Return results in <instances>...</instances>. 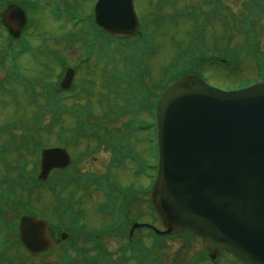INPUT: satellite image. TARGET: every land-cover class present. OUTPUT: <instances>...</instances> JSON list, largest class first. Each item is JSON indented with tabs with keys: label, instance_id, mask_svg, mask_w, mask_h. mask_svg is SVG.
Wrapping results in <instances>:
<instances>
[{
	"label": "rangeland",
	"instance_id": "374dc122",
	"mask_svg": "<svg viewBox=\"0 0 264 264\" xmlns=\"http://www.w3.org/2000/svg\"><path fill=\"white\" fill-rule=\"evenodd\" d=\"M83 1L89 3L87 0H83ZM232 1L233 0H226L227 3H231ZM237 2H240V1L238 0L235 2L236 6L239 5ZM137 6H138V10L141 15H148V13L150 12H156V7L153 6L151 2H148V0H137ZM87 9H88V4L84 8V10H87ZM46 12L48 13L47 9L44 10L42 14H46ZM47 16L49 17L50 15L48 14ZM48 20L50 21L53 27L52 28L42 27L40 25V29L38 28L35 38L33 40V43L37 45L38 47L40 46L42 49H50V48L54 49V47L66 48V43L64 40L63 41L61 40V37H62V33L64 32V30L67 29V27H65L64 30L60 29L58 28V24H55V22L51 19V17H49ZM169 28L173 29V27H169ZM170 32H172V30H170ZM5 38H6V35L3 32L2 27H0V51H1V47L5 49L8 44V41H5ZM45 38L48 39L49 42H44L46 40ZM164 41L165 43H168L169 38L164 39ZM4 42H5V46H4ZM119 45H122V43H119ZM20 46L21 45L19 42L14 43L15 48H19ZM169 47L171 48L169 51L165 53H159V55L149 56V57H146L145 59L148 65L154 71V73L156 75L158 74V77L162 74V65L165 63L167 65V62H171L170 59L178 55V52L171 47V44H169ZM73 52L74 50H70L69 53H66L63 51L64 57L66 56V59L71 60L73 57H68L67 55L73 54ZM244 55H246V53ZM253 59L256 60V58L252 56L248 57L245 61V64L243 63L244 65L242 64L243 66L239 68L236 72H232V71L228 72L225 69H221V68L207 69L204 73L205 77L216 85H221L224 87L229 86L227 88L244 86L245 84L252 82L259 77H264V73H261L260 71L255 70ZM50 61H51L50 55L39 57V55L29 54V55H26L23 59H21L20 63H21V68L26 76L33 78V79L39 78L41 81H44V84H46L47 82H49V75L46 72V70H42L40 67H43L46 64H50ZM166 65L163 66L164 67L163 71L166 69ZM2 69L3 68L0 67V78L5 73ZM9 88L11 89L10 93L2 94L1 95L2 98H0V126L1 125H12L13 123H18V122L21 124V126H20V130L14 131L15 133L13 135L8 134V136H5L3 139L5 142H9L11 151H10L9 156L0 158V179H2L4 176H7V173L5 171L6 169L4 166L5 161L7 159L11 160L14 164V161H16V158L18 156L25 154L26 159L29 161V167H31L33 162L37 160L38 156L40 155L39 152L32 153L29 150L30 144H28L27 142H23L22 144L15 142L17 141L15 140V135L21 134L24 137V139H28L29 141H31V139H29V135H31L37 141H40L39 136H42L41 141L45 144V146L48 147V146L57 145L61 142V134H62L63 128L68 131H70L72 128L70 125L71 124L70 117L68 118V116L65 115L64 118L60 119L58 124H55L52 127L43 128V130H41L40 132L37 130H33L32 129L33 125L31 123L32 115L38 113L39 111H37L38 110L37 107L34 108L33 104L29 103L27 98H36V97L30 94V92H28L25 89V87L22 85L16 87L12 83H10ZM38 88L39 86L32 87L31 90L32 91H34V89L38 90ZM98 102H100V98H96L93 101L94 112L97 114L100 113L102 110V108L96 104ZM87 109L90 110L91 108L89 107ZM151 118H152L151 116L146 115V118H144V120L150 121ZM44 120L46 121L45 124H47L49 122H52V117L45 116ZM11 131L12 130H10V132ZM146 135H147V132H143V131H139L136 133V136L138 137V139H144L143 142L145 143V145L142 143V145H144V151H145L144 159L148 158V153L150 152L149 147H148L149 144L146 141V137H147ZM71 145H72L71 152L73 153L76 159H79L81 156L86 154V152L89 150V146L91 147L90 151L95 150L96 149L95 146L97 145V142L86 140L83 137H79L77 141H75ZM142 145L138 146L140 150L143 149ZM20 150H23L25 152H22ZM146 154H147V157H146ZM96 160H97V163H101V165H105L109 161V155L107 156L105 152H101V153L96 152L92 154V156H90V161H91L90 164L94 163ZM88 163L89 161H86V162L83 161L79 164V166L85 169L88 166ZM126 166H127L126 170L123 169V170H120L121 173L119 172V178L121 182L127 183L129 181H136L138 183L137 187H140V186L150 187L151 181L149 180V178L143 176L142 174L137 176L136 173H134L135 170L139 169V164L137 162L127 161ZM131 167L132 169H130ZM98 172L102 173L101 170H99ZM148 173L154 175L156 174V171L148 170ZM12 177H15V175H13ZM43 190L44 189H40V191H43ZM93 192L94 191H92V193ZM64 197H68V194L64 195ZM93 197L100 198V203L104 201L97 193H95ZM88 198H90V196H88ZM95 200L96 198L92 199L90 203L84 202L83 200H81V202L84 203L83 207H92L91 209H93L94 208L93 206L97 205L94 203ZM54 201H55V197L48 190H45L43 191V194H42V202L36 203L35 205L36 206H50L52 205V203H54ZM97 207L98 209H100V206H97ZM144 208L147 214L146 207L142 205H140V207L137 205L132 206V213L136 215L142 212L144 213ZM85 210L87 211V209ZM87 218L90 219V215ZM98 219H99V216H98ZM145 220L146 222L152 223L151 219L145 218ZM94 222H95L94 227H100L97 224V223H100L99 221H94ZM157 225L159 226L158 223ZM138 234L147 235V230L141 229L139 230ZM146 237L150 241H153V237H150L149 235H147ZM154 240H156V238H154ZM161 241L164 243H167V242L175 243V244H171L170 245L171 247L169 246L166 249L167 252H165L166 250L163 251L164 255H170V257H173V259L175 260L174 263H176L179 259H182L183 264H188L192 261L191 255L193 254L195 249H198L197 252L201 251V247L199 245H197V248H196V245H194V247H190L189 246L190 244L184 245L182 239H172L170 237H164ZM108 242H111V244H113L112 239L109 240ZM123 242H125V239H123V241H121L120 243H123ZM188 255H190L191 258H188V259L185 258ZM173 259L172 261L171 260L170 261L173 262ZM228 259L229 257L227 255H224L220 260L221 264H226Z\"/></svg>",
	"mask_w": 264,
	"mask_h": 264
},
{
	"label": "water",
	"instance_id": "95a60500",
	"mask_svg": "<svg viewBox=\"0 0 264 264\" xmlns=\"http://www.w3.org/2000/svg\"><path fill=\"white\" fill-rule=\"evenodd\" d=\"M14 16L16 17L15 20H6V19H10L11 18L10 14H7L6 17H5L6 18L5 21H7V23L6 22L5 23L10 26L11 30L15 34V32H18V31H20L23 28V26H24V19L21 18L22 15H21L20 12H16ZM190 85H193L194 86V84H190ZM184 93H187V91L186 90H183L180 93H178L177 96H181ZM173 96H174V93L172 95H170L168 104L167 105L165 104L163 106L162 119L165 118V114H166V110H167V109L165 110L166 106H169L176 99V97H177V96H175L173 98ZM176 121H173L172 126L175 125ZM166 187L167 186H166V182H165V176L162 174L161 177H160V179H159V184H158V187H157V196L156 197H158V196L162 197L165 194V191H166L165 188ZM164 206H166V204ZM166 209H167V211L169 212L170 215H173V213H176V212H173L171 210L172 209L171 206H166ZM181 217H183V216L181 215ZM215 233L218 234V233H220V231L216 230Z\"/></svg>",
	"mask_w": 264,
	"mask_h": 264
},
{
	"label": "flooded vegetation",
	"instance_id": "af4514ba",
	"mask_svg": "<svg viewBox=\"0 0 264 264\" xmlns=\"http://www.w3.org/2000/svg\"><path fill=\"white\" fill-rule=\"evenodd\" d=\"M77 255L80 256V255H84V251L82 252H77Z\"/></svg>",
	"mask_w": 264,
	"mask_h": 264
}]
</instances>
